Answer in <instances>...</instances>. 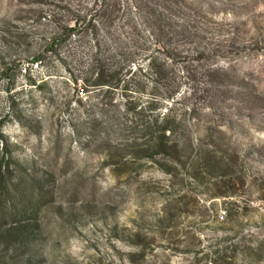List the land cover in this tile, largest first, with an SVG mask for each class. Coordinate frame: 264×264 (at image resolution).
Here are the masks:
<instances>
[{
	"label": "rangeland",
	"instance_id": "1",
	"mask_svg": "<svg viewBox=\"0 0 264 264\" xmlns=\"http://www.w3.org/2000/svg\"><path fill=\"white\" fill-rule=\"evenodd\" d=\"M0 204V264H264V0H0Z\"/></svg>",
	"mask_w": 264,
	"mask_h": 264
},
{
	"label": "trees",
	"instance_id": "2",
	"mask_svg": "<svg viewBox=\"0 0 264 264\" xmlns=\"http://www.w3.org/2000/svg\"><path fill=\"white\" fill-rule=\"evenodd\" d=\"M99 24V22L98 21H96V20H94V21H91L90 22V26H96V25H98ZM96 45H97V48L99 49L100 48V45L98 44V42L96 43ZM167 55V54H166ZM168 59H170L171 57L170 56H166ZM146 60L147 61H149L150 63H151V68L153 67H156V64L154 65H152V63H154V61L156 60V56H155V54L154 53H151V54H149L147 57H146ZM133 60H131L129 63L130 64H135V62H132ZM103 83H105V82H103ZM101 85H105V84H100V86ZM169 99V98H168ZM2 193V197L4 196V195H6V193H10V190L9 189H7L6 191H2L1 192ZM1 205V204H0Z\"/></svg>",
	"mask_w": 264,
	"mask_h": 264
}]
</instances>
